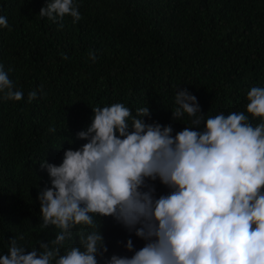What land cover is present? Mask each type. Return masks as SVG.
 I'll return each mask as SVG.
<instances>
[{
	"label": "trees",
	"instance_id": "obj_1",
	"mask_svg": "<svg viewBox=\"0 0 264 264\" xmlns=\"http://www.w3.org/2000/svg\"><path fill=\"white\" fill-rule=\"evenodd\" d=\"M46 2L0 0L9 25L0 27V64L23 92L21 101L0 99V255L14 238L26 254L39 252L59 232L41 226L37 196L48 176L40 163L59 165L66 149L85 143L76 133L90 124L91 108L123 103L135 115L149 106L148 122L171 123L175 133L192 126L187 114L171 119L178 90L197 97L206 119L247 114V92L264 87V0H74L76 23L39 16ZM166 192L157 182V194ZM99 220L108 252L98 264L131 256L120 243L129 233L110 217ZM79 231L61 254L79 246ZM131 239L136 250L144 244Z\"/></svg>",
	"mask_w": 264,
	"mask_h": 264
},
{
	"label": "clouds",
	"instance_id": "obj_2",
	"mask_svg": "<svg viewBox=\"0 0 264 264\" xmlns=\"http://www.w3.org/2000/svg\"><path fill=\"white\" fill-rule=\"evenodd\" d=\"M39 16L82 18L74 0H47ZM0 27H9L4 16ZM36 98V90L28 94L29 103ZM0 99H23L2 64ZM246 99L247 114L205 119L197 97L178 90L171 119L187 114L192 126L175 133L171 123L148 122L149 106L135 115L123 103L91 108L90 124L76 133L85 143L66 149L59 165L40 163L48 176L37 196L41 226L59 232L27 254L10 240L0 264H98L108 252L98 217L129 233L120 243L132 253L105 264H264V87H252ZM157 182L166 194H157ZM78 227L79 246L61 254ZM133 235L144 242L138 250Z\"/></svg>",
	"mask_w": 264,
	"mask_h": 264
}]
</instances>
